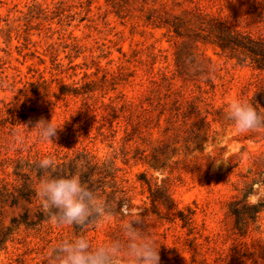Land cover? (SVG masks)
<instances>
[{
	"label": "rangeland",
	"instance_id": "1",
	"mask_svg": "<svg viewBox=\"0 0 264 264\" xmlns=\"http://www.w3.org/2000/svg\"><path fill=\"white\" fill-rule=\"evenodd\" d=\"M211 18L264 40L258 0H0V264H57L62 241L131 220L159 264H264V127L226 118L237 100L264 117V70L204 37ZM46 157L110 211L57 223L35 192Z\"/></svg>",
	"mask_w": 264,
	"mask_h": 264
},
{
	"label": "clouds",
	"instance_id": "2",
	"mask_svg": "<svg viewBox=\"0 0 264 264\" xmlns=\"http://www.w3.org/2000/svg\"><path fill=\"white\" fill-rule=\"evenodd\" d=\"M258 2L264 4V0ZM226 118L241 133L264 127V117L249 103L238 100L227 106ZM31 128L37 130L39 138L52 140L59 127L51 120L41 118ZM210 160L214 168L226 163L222 159ZM35 167L46 174L39 180L35 192L43 210H55L57 223L82 226L110 211L105 203L98 200L96 193L81 182L78 175H52L54 164L51 158L39 159ZM139 223V220H131L123 224L119 239L96 247L80 236L64 240L54 249L55 260L57 264H117L119 259L127 264H159V247L155 241L141 236L134 227Z\"/></svg>",
	"mask_w": 264,
	"mask_h": 264
},
{
	"label": "trees",
	"instance_id": "3",
	"mask_svg": "<svg viewBox=\"0 0 264 264\" xmlns=\"http://www.w3.org/2000/svg\"><path fill=\"white\" fill-rule=\"evenodd\" d=\"M176 30V24H174ZM207 34L204 36L211 39V42L216 44L222 52L237 59L238 63L246 62L248 59L250 64L259 70H264V40L259 37H253L250 33L242 31L236 27H231L227 24L210 19L206 26ZM37 175H43L38 169ZM32 190L24 188L18 194L19 197L30 200V192ZM17 196H13L15 201ZM257 210H255V213ZM232 214L238 217L239 214L233 211ZM256 217V215L254 214Z\"/></svg>",
	"mask_w": 264,
	"mask_h": 264
}]
</instances>
